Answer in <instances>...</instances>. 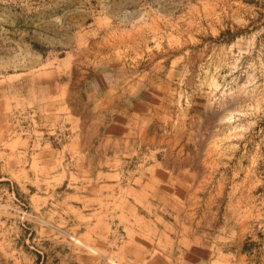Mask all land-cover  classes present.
Segmentation results:
<instances>
[{"label": "rangeland", "instance_id": "obj_1", "mask_svg": "<svg viewBox=\"0 0 264 264\" xmlns=\"http://www.w3.org/2000/svg\"><path fill=\"white\" fill-rule=\"evenodd\" d=\"M129 80L193 149L181 160L204 178L197 218L217 212L200 227L227 231L224 257L198 249L195 264H264V0H0V121L25 137L89 115V95ZM63 208L20 213L0 264H122L121 232L98 250L80 227L91 220Z\"/></svg>", "mask_w": 264, "mask_h": 264}, {"label": "crops", "instance_id": "obj_2", "mask_svg": "<svg viewBox=\"0 0 264 264\" xmlns=\"http://www.w3.org/2000/svg\"><path fill=\"white\" fill-rule=\"evenodd\" d=\"M140 84L129 80L89 95L91 113L57 116L50 136L25 137L11 121H0L1 248L4 234L19 229L20 213L27 221L33 214L43 218L57 204L91 220L80 227L96 249L121 232L125 241L116 253L122 264H195L198 249L207 250V259L224 257L215 251L225 247L216 241H228L226 229L200 227L217 212L207 207L197 218L195 187L204 178L181 160L193 149L172 141L162 127V107L140 94ZM64 118L70 124L59 129ZM18 199L27 212L18 209Z\"/></svg>", "mask_w": 264, "mask_h": 264}]
</instances>
